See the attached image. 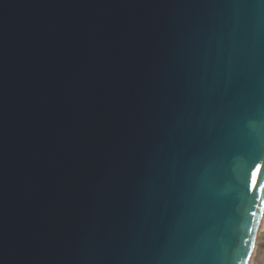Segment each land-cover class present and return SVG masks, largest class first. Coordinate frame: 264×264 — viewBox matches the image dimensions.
I'll return each instance as SVG.
<instances>
[{"label": "water", "instance_id": "water-1", "mask_svg": "<svg viewBox=\"0 0 264 264\" xmlns=\"http://www.w3.org/2000/svg\"><path fill=\"white\" fill-rule=\"evenodd\" d=\"M256 164L264 0H0V264H241Z\"/></svg>", "mask_w": 264, "mask_h": 264}, {"label": "snow or ice", "instance_id": "snow-or-ice-1", "mask_svg": "<svg viewBox=\"0 0 264 264\" xmlns=\"http://www.w3.org/2000/svg\"><path fill=\"white\" fill-rule=\"evenodd\" d=\"M261 168H262L261 164H256L254 169L251 170V179L248 185L249 192L257 191L258 177L260 179H264V176H259V174L261 173ZM258 197L260 198L259 213L255 210H252L250 211L249 215L255 218L259 214L261 219H264V183H261L259 185ZM251 231H253V229L249 228V232ZM245 244H247V241H245ZM254 248H255V237H253L251 247H249L245 252L241 264H249L252 257V251L254 250Z\"/></svg>", "mask_w": 264, "mask_h": 264}, {"label": "crops", "instance_id": "crops-1", "mask_svg": "<svg viewBox=\"0 0 264 264\" xmlns=\"http://www.w3.org/2000/svg\"><path fill=\"white\" fill-rule=\"evenodd\" d=\"M260 234L261 236L260 239L258 240V246H257L258 252H257L256 264H264V229L260 232Z\"/></svg>", "mask_w": 264, "mask_h": 264}, {"label": "bare ground", "instance_id": "bare-ground-1", "mask_svg": "<svg viewBox=\"0 0 264 264\" xmlns=\"http://www.w3.org/2000/svg\"><path fill=\"white\" fill-rule=\"evenodd\" d=\"M264 229V219H262L261 220V223H260V226H259V231H258V233L260 234V232L262 231ZM258 234V235H259ZM257 241V240H256ZM256 241H255V246H256ZM255 254H256V250H255V248H254V250H253V252H252V257H251V260H250V262H249V264H253V262H254V259H255Z\"/></svg>", "mask_w": 264, "mask_h": 264}, {"label": "rangeland", "instance_id": "rangeland-1", "mask_svg": "<svg viewBox=\"0 0 264 264\" xmlns=\"http://www.w3.org/2000/svg\"><path fill=\"white\" fill-rule=\"evenodd\" d=\"M260 236H261V234L258 236V239H257V242H256V248H255V250H256V254H255V259H254L253 264H256V260H257V252H258V250H257V246H258V240L260 239Z\"/></svg>", "mask_w": 264, "mask_h": 264}]
</instances>
